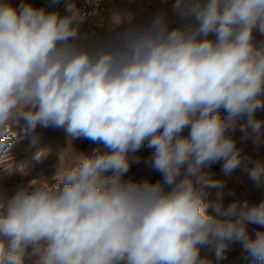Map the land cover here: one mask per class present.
Wrapping results in <instances>:
<instances>
[{
    "label": "clouds",
    "instance_id": "1",
    "mask_svg": "<svg viewBox=\"0 0 264 264\" xmlns=\"http://www.w3.org/2000/svg\"><path fill=\"white\" fill-rule=\"evenodd\" d=\"M102 3L0 0V157L49 128L95 145L0 174V264H219L232 244L264 264V198L225 203L213 172L264 188V0ZM144 148L155 182L128 175Z\"/></svg>",
    "mask_w": 264,
    "mask_h": 264
},
{
    "label": "rangeland",
    "instance_id": "2",
    "mask_svg": "<svg viewBox=\"0 0 264 264\" xmlns=\"http://www.w3.org/2000/svg\"><path fill=\"white\" fill-rule=\"evenodd\" d=\"M116 10H126L134 13L136 16H146L160 6V0H118ZM116 21L120 20L119 12ZM86 29H91L86 26ZM100 30V29H98ZM258 117L264 118V111L256 113ZM74 145L66 143V137L62 130L49 128L42 131V138L38 143L33 145L27 138H19L9 149L11 156L0 157V174L11 173V180L14 182L28 181L41 174L43 171H51L54 165L57 164L59 154L63 150V158H76L79 151L88 153L95 146L89 140H76ZM40 150L45 151V155L39 160L35 158L36 153ZM79 150V151H78ZM246 151L254 152V148L249 144ZM260 159H264V146H261L256 153ZM213 172L221 179H227V189L234 191V196H226L225 203L232 199H245L251 202H258L264 198V188L257 189L254 186L248 175L241 170H236L230 178H225L220 171V165H213ZM130 175V174H128ZM131 176V175H130ZM137 177V178H136ZM135 180L149 178L153 182L160 179L158 172H151L148 175H139L132 177ZM256 226H250V231ZM206 254L213 259L215 264V250L207 251ZM219 264H259L246 253L243 252L239 244L230 245L224 253V258Z\"/></svg>",
    "mask_w": 264,
    "mask_h": 264
},
{
    "label": "crops",
    "instance_id": "3",
    "mask_svg": "<svg viewBox=\"0 0 264 264\" xmlns=\"http://www.w3.org/2000/svg\"><path fill=\"white\" fill-rule=\"evenodd\" d=\"M150 151L151 150L147 148L141 149L139 155L142 157V162L140 164H135L131 167L129 172L131 177L139 176V175H148V173L151 172V169L146 167L145 164L143 163V158H146L148 155H150Z\"/></svg>",
    "mask_w": 264,
    "mask_h": 264
},
{
    "label": "built area",
    "instance_id": "4",
    "mask_svg": "<svg viewBox=\"0 0 264 264\" xmlns=\"http://www.w3.org/2000/svg\"><path fill=\"white\" fill-rule=\"evenodd\" d=\"M116 0H103L102 3V7L104 8L105 11H107V9H112L113 5L115 3ZM12 2L15 3H19V0H12ZM32 2L36 5V6H44L47 3V0H32ZM78 3L81 7L83 8H87V5L85 4V0H78ZM61 11H63V9H60Z\"/></svg>",
    "mask_w": 264,
    "mask_h": 264
},
{
    "label": "bare ground",
    "instance_id": "5",
    "mask_svg": "<svg viewBox=\"0 0 264 264\" xmlns=\"http://www.w3.org/2000/svg\"><path fill=\"white\" fill-rule=\"evenodd\" d=\"M118 2H119L118 0L115 1V3H114V5H113V8H112V9H116V8H117V6H118ZM117 15H118V13H117L116 15H114L113 19L116 20V17H115V16H117ZM86 26H89L91 29L94 27V26H93L92 24H90V23L84 25L85 28H86Z\"/></svg>",
    "mask_w": 264,
    "mask_h": 264
}]
</instances>
